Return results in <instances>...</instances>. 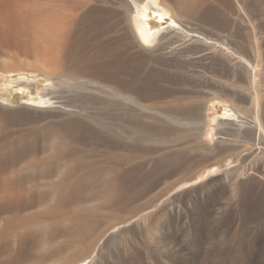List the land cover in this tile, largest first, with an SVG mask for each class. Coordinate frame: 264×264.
<instances>
[{
    "label": "rangeland",
    "instance_id": "obj_1",
    "mask_svg": "<svg viewBox=\"0 0 264 264\" xmlns=\"http://www.w3.org/2000/svg\"><path fill=\"white\" fill-rule=\"evenodd\" d=\"M123 1L90 5L110 9L109 19L118 22ZM204 1L202 8L180 9L176 0H166L167 14L176 13L188 30L228 42L248 64L237 70L218 52L205 54L199 43L182 47L186 52L169 59L176 62L174 82H162L167 101L134 107L131 137L109 138L115 148L105 138L87 137L73 147L85 164H97L74 174L91 176L77 187L80 197L65 200L73 214L38 218L35 236L25 247L7 249L0 262L264 264V0ZM1 65L13 73L0 72V94L17 93L2 108L10 130L46 128L68 117L36 105L46 93L57 99L61 90H54V80L22 72L11 58ZM111 177L117 181L108 196L104 180ZM57 183L55 173L40 185L52 204ZM77 207L87 213L75 214Z\"/></svg>",
    "mask_w": 264,
    "mask_h": 264
},
{
    "label": "bare ground",
    "instance_id": "obj_2",
    "mask_svg": "<svg viewBox=\"0 0 264 264\" xmlns=\"http://www.w3.org/2000/svg\"><path fill=\"white\" fill-rule=\"evenodd\" d=\"M91 1L0 0V72L13 73L1 65L11 58L22 72L54 80V90H61L57 99L46 93L36 105L56 107L68 115L46 128L10 130L2 108L10 105V96L17 93L9 89L7 96L0 94V259L7 249L25 247L35 236L38 218L73 214L66 209L65 200L80 197L77 187L90 175L75 178L74 174L83 166L97 165H86L85 156L75 154L73 147L87 137L94 141L105 138L109 147L115 148L118 144L109 138L131 137L136 132L130 123L132 109L163 101L165 84L170 87L175 79L170 70L176 62L169 59L186 52L182 47L199 43L205 54L218 52L237 70L248 64L228 42L188 30L176 13L170 18L171 6L166 0H124L126 10L123 8L118 22L109 19L110 9L92 6ZM188 1L176 0V5L185 9L206 4L204 0ZM182 100L170 98L175 103ZM228 115L235 120V113ZM254 127L261 131L259 123ZM55 173L58 183L52 189H56L58 200L52 204L50 194L40 187ZM116 181V177L104 180L109 187L106 195H111L110 187ZM74 212L87 213L78 207ZM35 261L40 264L43 260Z\"/></svg>",
    "mask_w": 264,
    "mask_h": 264
}]
</instances>
